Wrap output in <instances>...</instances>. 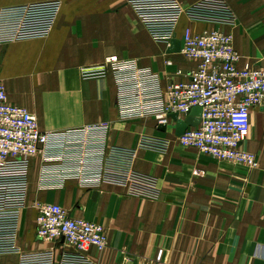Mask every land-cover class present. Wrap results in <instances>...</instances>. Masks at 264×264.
I'll return each mask as SVG.
<instances>
[{
    "label": "crops",
    "instance_id": "0c3cea01",
    "mask_svg": "<svg viewBox=\"0 0 264 264\" xmlns=\"http://www.w3.org/2000/svg\"><path fill=\"white\" fill-rule=\"evenodd\" d=\"M35 1L44 0H0V80L8 100L33 113L41 130L108 122V149L102 182L93 188L68 180L41 190L39 160L32 159L26 208L14 219L0 215V264H52L58 257L62 241L36 235L35 200L103 226L107 246L86 252L94 264H264V99L251 109L241 143L256 156L255 168L181 145L170 116L164 129L153 117L121 120L113 78L85 79L81 68L117 55L156 72L165 87L186 79L198 61L155 41L125 0H59L48 36L14 40L23 5ZM226 1L234 24L182 16L174 38L180 42L186 28L217 29L231 34L238 68H264V0Z\"/></svg>",
    "mask_w": 264,
    "mask_h": 264
},
{
    "label": "built area",
    "instance_id": "2783aa9c",
    "mask_svg": "<svg viewBox=\"0 0 264 264\" xmlns=\"http://www.w3.org/2000/svg\"><path fill=\"white\" fill-rule=\"evenodd\" d=\"M149 35L169 45L182 16L192 22L231 25L236 16L226 0H198L183 5L178 0H125ZM59 0L29 2L22 7L14 29L17 41L45 38L60 10ZM180 51L198 61L186 79L163 87L158 74L134 59L117 55L83 67L85 79L110 75L113 78L118 118L153 117L166 125L169 115L186 116L200 107L199 122L187 126L178 142L218 160L257 166L256 156L241 143L250 129L251 109L264 99V68L245 64L238 68L239 55L232 36L217 29L193 32L186 28ZM108 122L63 130H41L27 108L9 102L0 80V215L14 219L27 206L30 165L38 158L36 184L39 189L57 188L68 180L82 188L98 186L103 179L108 149ZM35 231L46 242L62 241L52 264H94L86 252L103 250L107 236L100 223L76 218L57 203L35 200Z\"/></svg>",
    "mask_w": 264,
    "mask_h": 264
},
{
    "label": "water",
    "instance_id": "95a60500",
    "mask_svg": "<svg viewBox=\"0 0 264 264\" xmlns=\"http://www.w3.org/2000/svg\"><path fill=\"white\" fill-rule=\"evenodd\" d=\"M168 51H179L180 49V42L179 40L172 38L169 46ZM199 115H200V107L195 106L193 107L189 115L185 119H179L176 113L170 114L169 116L176 122V135H180L183 131L187 128V126H194L199 122ZM161 129H164V125L159 124Z\"/></svg>",
    "mask_w": 264,
    "mask_h": 264
},
{
    "label": "rangeland",
    "instance_id": "374dc122",
    "mask_svg": "<svg viewBox=\"0 0 264 264\" xmlns=\"http://www.w3.org/2000/svg\"><path fill=\"white\" fill-rule=\"evenodd\" d=\"M28 214H29V212L26 214V219H27V218H28V216H29Z\"/></svg>",
    "mask_w": 264,
    "mask_h": 264
}]
</instances>
